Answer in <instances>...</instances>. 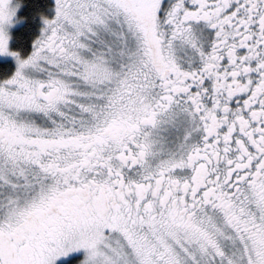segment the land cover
<instances>
[{"label": "snow or ice", "instance_id": "1", "mask_svg": "<svg viewBox=\"0 0 264 264\" xmlns=\"http://www.w3.org/2000/svg\"><path fill=\"white\" fill-rule=\"evenodd\" d=\"M0 264H264V0H0Z\"/></svg>", "mask_w": 264, "mask_h": 264}]
</instances>
